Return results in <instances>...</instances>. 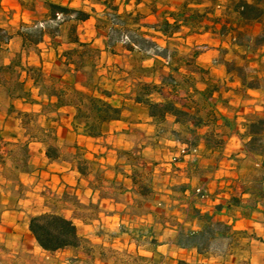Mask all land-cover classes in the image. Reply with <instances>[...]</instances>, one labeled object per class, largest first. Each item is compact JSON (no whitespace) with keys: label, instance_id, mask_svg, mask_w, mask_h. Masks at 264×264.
<instances>
[{"label":"crops","instance_id":"obj_1","mask_svg":"<svg viewBox=\"0 0 264 264\" xmlns=\"http://www.w3.org/2000/svg\"><path fill=\"white\" fill-rule=\"evenodd\" d=\"M234 1L237 0H113L129 27L140 28L144 36L174 52L167 63L148 51H129L123 43L110 48L109 31L101 26V22L108 21L109 10L97 0H0V28L11 35L9 43L0 47V64H9L22 54L24 63L42 67L45 77L51 76L48 80L67 79L69 82L63 85L101 96L120 108L123 115L120 120L106 122L101 137H89L75 126L74 107H61L58 115L45 112L48 99L39 96L26 75L27 88L36 103L3 95L7 104L0 106V158L10 150L8 143H24L30 168L36 161L33 150L39 149L48 175L64 181L63 188L68 190H74L72 186L80 182L84 191L82 196V190L76 193L81 205L88 207L92 203L98 211L93 220L78 217L73 208L69 216L64 214L82 227L80 235L96 247L92 255L70 248L44 251L29 231L28 221L23 227L26 240L17 233L5 245L25 248L35 241V250L43 253L45 262L24 256L22 250L0 264H264V151L249 152L246 148L254 138L249 130L251 118H264V45L252 52L247 49V44L261 35L263 23L243 20L234 9ZM47 2L83 10L91 17L85 21L68 19L54 37L46 34L37 45H25L18 32L23 26L47 22ZM166 20L179 29L164 34L160 27ZM73 31L81 43L99 52L94 80L88 85L85 75L66 57L67 52L80 48L71 39ZM241 37L244 45L239 43ZM228 63L242 66L246 82L254 80L259 86H245L238 73L229 70ZM63 68L69 76L57 74ZM170 76L177 81L176 86L168 82ZM140 81L162 88V95H151L153 101L165 102L178 96L187 102L191 112L208 119L207 125L197 129L196 154L182 155L193 140L187 126L178 124L173 115L158 123L145 106L135 101V87ZM97 87L111 95H100ZM11 108L36 114L39 123L44 119L52 124L60 147L64 143L75 149L86 147V159L99 172L98 180L82 176L68 161L49 160L45 145L27 135L16 113L9 112ZM94 143L102 144L93 150ZM91 151L93 158L89 156ZM179 154L181 160L173 172L169 167L160 168ZM6 156L7 153L0 159V172L5 168L1 160L11 159ZM136 171L143 180L147 178L152 190L149 195H142L135 185ZM32 174L30 170L19 171V183L24 184ZM4 178L13 182L5 175ZM198 187L208 190V199L195 194ZM103 205L108 208L102 210ZM195 210L211 216L215 223L210 225L213 232L206 238L203 250L179 243L209 226L195 215ZM19 213L4 211L1 215L16 217ZM123 214L131 216L130 224H125ZM103 215L111 224H103Z\"/></svg>","mask_w":264,"mask_h":264},{"label":"trees","instance_id":"obj_2","mask_svg":"<svg viewBox=\"0 0 264 264\" xmlns=\"http://www.w3.org/2000/svg\"><path fill=\"white\" fill-rule=\"evenodd\" d=\"M99 3L105 5L108 11V21L101 22V26L109 31L107 45L112 48L117 43H123L129 51L141 49L153 53V55L163 59L169 63L173 59L174 52L168 48H162L155 43L152 38L146 37L141 32L140 28L129 27L126 19L118 13V7L114 5L113 0H97ZM193 1V0H187ZM46 6L49 10V18L47 22L36 23L33 26H23L18 34L22 37L24 44L30 46L37 45L43 41L44 35L48 34L52 37L58 32L59 26L68 19H75L77 21H85L91 17L90 13L83 10H78L57 4L54 2H47ZM233 6L240 17L248 22L262 21L263 31L261 35L256 37L252 44H247L249 51H254L256 48L264 45V0H237L233 2ZM138 18H135V22ZM185 23H188L186 20ZM179 29L178 25L171 24L169 21H164L161 24L160 30L164 34H172ZM11 35L5 29L0 28V47H4L9 43ZM71 39L79 45V49L67 52V59L73 63L77 70H80L86 77V84L93 83V75L91 69L96 68V57L99 52L81 43L79 38L75 36L73 31ZM239 40L241 45L245 42ZM2 49L0 48V51ZM199 52L196 51L195 54ZM95 56V58H93ZM229 70H234L242 79L243 84L249 88L258 87L256 81L246 82L244 68L235 63H228ZM90 69V70H87ZM31 79L33 87L38 89L39 96L47 98L48 104L45 106V112L55 113L58 115L59 109L64 106H72L75 108V126L81 128L83 133L89 137H101L103 135V125L109 121L120 120L122 110L114 107L101 96L87 94L70 86L58 84L55 80H48L45 77L42 67L31 66L23 61L22 54H17L11 59L9 64H0V87L4 94L9 98H20L28 103H36L32 91L28 90L26 80ZM171 85L176 86L177 81L170 76L168 81ZM247 84V85H246ZM97 92L100 95L108 97L111 92L97 87ZM153 93L163 94L160 86L153 83L140 81L135 87V101L145 106L150 117L158 123L165 121L167 115H173L176 122L183 126H187L189 133L193 140L189 142V148L197 147V129L207 125L208 119L198 115V113L191 112L190 106L178 96H172L171 99L165 102H155L151 99ZM10 113L15 112L17 117L21 120L24 129L32 139L39 141L45 145L46 156L51 161H68L72 163L82 176H88L90 171V162L82 158L80 154H74L69 157L66 152L59 146L58 139L52 131L46 130L38 125V117L34 113L19 112L14 108L9 109ZM249 130L254 138L247 143L246 148L249 152L264 151V143L262 135L264 132V118L253 117L250 120ZM210 139V137H209ZM213 138L211 137V140ZM217 141V140H216ZM219 143V142H218ZM221 143V142H220ZM219 143V144H220ZM9 145H11L9 143ZM77 152L80 147H76ZM11 155V154H10ZM27 171L21 168L15 170ZM135 185L138 186L142 195H149L152 190L148 183L142 179V175L136 171L133 176ZM238 203L233 199V203ZM221 207H218L220 210ZM78 217H82L76 214ZM195 215L200 219L209 223V226L200 233L194 235L190 240H181V245H194L199 250H203L206 245V238L212 234L210 225L215 224L213 218L209 215H202L199 210H195ZM29 231L36 240L38 246L44 251L53 253L64 249H76L82 251L84 254L92 255L96 247L86 238L81 236L78 232L77 226L71 218H68L61 213H42L34 215L29 220ZM185 264V263H181Z\"/></svg>","mask_w":264,"mask_h":264},{"label":"rangeland","instance_id":"obj_3","mask_svg":"<svg viewBox=\"0 0 264 264\" xmlns=\"http://www.w3.org/2000/svg\"><path fill=\"white\" fill-rule=\"evenodd\" d=\"M2 58L3 57L1 55L0 62ZM93 58H95V56H93ZM95 60H97V57ZM91 73L93 75L94 73L93 69H91ZM57 74L61 76L62 75L69 76V73L64 68L62 69V72L59 73L57 72ZM47 76H48V78L46 77L47 79L51 78L50 75ZM57 82L58 84L63 85L69 81L67 79L59 78ZM87 94H91V92ZM3 95L5 96L3 92H0L1 107H5L7 104L5 102V99L3 98ZM38 125L40 127L45 126L46 128L42 127L45 129L51 128L49 129V131H52L54 134L56 132L55 130L52 129V124H48L44 119H40V123L38 121ZM72 129H75L73 124H72ZM10 144H11L10 147L11 151L10 150L5 151L4 155H1L2 157H4L7 153L6 158L11 157V159L1 160L5 164V168L2 172H0V261L10 259L11 257L9 255H15L16 252H21L22 250H25L22 253L24 254V256L27 255L35 256L38 258L37 261L42 260L43 263L45 262L44 255L41 251L39 252L35 250V247L37 246L35 241H33L34 244H28V246L25 248H19L14 246L7 247L5 245L7 240L12 239L13 235L17 233L21 235L22 240H26V236L23 233V227L25 226L26 223H28L30 218L34 215H39L42 213H49V212L50 213L57 212L69 216L70 215L69 210L73 208L76 209L79 215H83V217L89 220H93L96 217L98 210L95 208V205L92 203L88 205V207L81 205L79 197L82 196L84 187L80 186L79 184L80 182L77 183L76 187L72 186L73 189L75 188L74 190L72 189L68 190V188H63L64 181L61 182L60 179L58 178H55V180H53L48 175L49 169L47 165L43 164L41 157H39V149L33 150L36 153L34 157L36 158L35 165L37 167H34L35 165L34 166L31 165L29 168L27 162L29 160L30 155L28 153L27 145H24V143H10ZM100 144L102 143H94L93 150L96 149V147ZM61 148L66 152V154L69 157H72L74 154L78 153L82 158L86 159V155H87V152L85 151L86 147H80V151L77 152L75 146L70 145L68 147V145L64 143V145ZM183 150H182V155L197 153V152L183 153ZM97 151H100V149H97ZM92 154H94L93 151H91L89 155L90 158H93ZM175 156L178 157L177 159L178 161H174ZM2 157L0 159H2ZM180 160H181V154L174 155L171 157V159L168 162L165 163L167 165L161 166L160 168L163 169L169 167L170 172H173L175 168V164H177ZM89 162H90L89 164L90 171H89L88 179L94 182L98 180L99 172L98 171L95 172L96 167L93 166V162L92 163L91 161ZM14 166H16V168H21L27 171L28 170L33 171L34 174L28 176L24 184L19 183L18 175H17L19 173V170L17 169L15 170ZM4 175L7 176V178H11L13 182L6 180L4 178ZM146 180L147 178L146 179L144 178V181L148 183ZM72 182L76 183V178H72ZM77 190H82V192L79 194L80 196L77 195L76 193ZM82 199L84 198L82 197ZM104 208H108V206L103 205L102 210H106ZM4 211H10V212L18 211L20 213L16 217L10 214L2 216L1 213ZM128 215L129 214H123L125 224H130L129 221H131V216ZM101 218L103 224L104 223L107 224L109 222V218H106V216L103 215ZM116 222L118 221L116 220ZM109 223L111 224V222ZM96 224L98 225V223ZM77 229L79 234L83 232L82 227L80 225H78ZM120 254H123L125 256V253H120ZM73 262L76 261L74 260Z\"/></svg>","mask_w":264,"mask_h":264},{"label":"built area","instance_id":"obj_4","mask_svg":"<svg viewBox=\"0 0 264 264\" xmlns=\"http://www.w3.org/2000/svg\"><path fill=\"white\" fill-rule=\"evenodd\" d=\"M197 152V147H192V148H185V150H183V153H196ZM178 157H174V161H178L177 160ZM195 194L200 198V199H208L209 198V192L206 188L204 187H198L195 190Z\"/></svg>","mask_w":264,"mask_h":264}]
</instances>
